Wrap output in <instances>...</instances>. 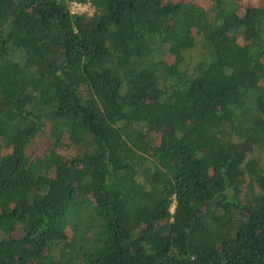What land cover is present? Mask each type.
<instances>
[{
  "label": "trees",
  "instance_id": "1",
  "mask_svg": "<svg viewBox=\"0 0 264 264\" xmlns=\"http://www.w3.org/2000/svg\"><path fill=\"white\" fill-rule=\"evenodd\" d=\"M69 1L0 0V264H264V0Z\"/></svg>",
  "mask_w": 264,
  "mask_h": 264
},
{
  "label": "built area",
  "instance_id": "2",
  "mask_svg": "<svg viewBox=\"0 0 264 264\" xmlns=\"http://www.w3.org/2000/svg\"><path fill=\"white\" fill-rule=\"evenodd\" d=\"M67 8L70 13H92V7L90 6L88 0H85L84 2L69 1L67 3Z\"/></svg>",
  "mask_w": 264,
  "mask_h": 264
},
{
  "label": "rangeland",
  "instance_id": "3",
  "mask_svg": "<svg viewBox=\"0 0 264 264\" xmlns=\"http://www.w3.org/2000/svg\"><path fill=\"white\" fill-rule=\"evenodd\" d=\"M189 1H191L195 4H198V5H201L203 7H208L210 5V0H189ZM41 145H42V142L40 140L31 143V145L29 147V151L31 152V156L33 158H34V156L36 157L37 153L40 150ZM171 210H172V207L170 208V211Z\"/></svg>",
  "mask_w": 264,
  "mask_h": 264
}]
</instances>
